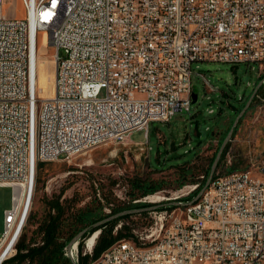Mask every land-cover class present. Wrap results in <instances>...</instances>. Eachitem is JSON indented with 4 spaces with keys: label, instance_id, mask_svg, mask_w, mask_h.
I'll return each mask as SVG.
<instances>
[{
    "label": "built area",
    "instance_id": "obj_1",
    "mask_svg": "<svg viewBox=\"0 0 264 264\" xmlns=\"http://www.w3.org/2000/svg\"><path fill=\"white\" fill-rule=\"evenodd\" d=\"M6 1L0 0V187L13 189V202L0 264L16 255L28 218L25 209L16 231L18 218L9 228L16 188L34 192L41 163L123 142L152 122L191 112L196 62L264 65V0H22L24 19H6ZM40 31L54 50L48 98L34 81ZM252 164L258 172L217 174L199 199L202 208L167 209L146 236L150 242L123 238L122 248L100 255L101 264H258L264 159ZM198 187L186 186L187 195L174 199ZM73 249L65 255L80 264L78 244Z\"/></svg>",
    "mask_w": 264,
    "mask_h": 264
},
{
    "label": "rangeland",
    "instance_id": "obj_2",
    "mask_svg": "<svg viewBox=\"0 0 264 264\" xmlns=\"http://www.w3.org/2000/svg\"><path fill=\"white\" fill-rule=\"evenodd\" d=\"M3 15L6 19L26 18L23 1L7 0ZM37 55L39 93L42 97H48L54 93L55 76L54 50L49 44L48 32L40 31L38 34ZM192 69V83L198 100L192 104L191 112H179L169 122H152L148 130L136 131L123 142L109 141L82 154L40 164L32 204L23 229L27 240L36 233L38 221L45 215V197L62 195V200L82 207L96 196L101 199V193L106 192L112 200V206L127 204L131 199V182L144 179L165 184L163 190L153 194L165 199L158 202L147 200L145 203H164L168 208L173 206L172 202L179 200L174 197L187 195L185 187L193 184L192 181L201 182L204 187L209 176L206 171L210 160L219 147L218 137L224 130L231 129L236 119L230 112L253 93L259 77L264 84V65L203 61L194 63ZM213 130L218 136L209 139ZM262 159L264 86L259 88L250 108L237 125L229 142L228 153L214 177L230 170L246 169ZM184 165L192 168V172L186 175L180 172ZM183 180L190 183L180 187ZM12 195L11 187H0V236L5 229V211L12 206ZM142 200L136 202H144ZM188 202L191 201L184 203ZM110 208L106 207L107 213H110ZM173 209H168L169 213ZM166 210L132 214L117 223L114 233L125 225L131 229L132 235L123 238L138 241L142 236L144 242H150L151 239L146 236ZM86 240L82 243L83 252H89ZM9 260L5 264H12Z\"/></svg>",
    "mask_w": 264,
    "mask_h": 264
},
{
    "label": "trees",
    "instance_id": "obj_3",
    "mask_svg": "<svg viewBox=\"0 0 264 264\" xmlns=\"http://www.w3.org/2000/svg\"><path fill=\"white\" fill-rule=\"evenodd\" d=\"M262 80L263 79L259 77L257 84H255V87H257ZM263 86L264 84L261 86V88ZM251 95L248 96L247 100L242 105H239L237 108H233V112H230L233 118H236L238 116V114L244 108ZM229 131L230 128L224 130V132L219 135V147L215 152L216 154L220 148V145L228 135ZM216 136L218 135L217 133H214L213 130L210 134L209 139H216ZM228 148L229 143L226 146L225 151L223 152L222 158L218 165V169L221 167L222 160L228 153ZM216 154L214 155L213 159L210 160L208 170L206 171L207 174L210 173L209 170L211 167V163L215 159ZM188 162H186V164ZM251 165L249 167H251ZM180 172H184V174L186 175L192 172V168L188 167L187 165H184L180 169ZM187 182L190 183V181L188 180H183L179 184L180 187H183ZM191 183L199 184L198 189L192 194H190L188 197L181 198L178 201H192L203 188L201 182L192 181ZM164 185V182L135 179L131 182L130 201L127 204L113 206L112 200L109 198V195H107L106 192L101 193V199L96 196L94 200L88 202L87 204H85V206L82 207H77L75 204H72L69 200H62V195L45 197V215L41 220L38 221L37 229L35 230L36 233H34V235L29 240H27L26 232L23 231L17 244V253L14 258L9 260V263L73 264L72 260L65 255V249L67 248L69 242L78 233H80L86 227L92 226L94 223L118 212L150 206V203L136 201L142 200L143 198L149 195H153L156 192L163 190ZM106 207H111L110 213L106 212ZM175 207L176 206H170L167 208L165 205L160 209H171ZM33 217L34 214L29 217L30 220H32ZM129 217L130 215L123 216L121 218L108 222L100 227L101 233L99 234L96 244L94 246L93 255L91 259H89L91 256L90 254L83 255L82 243L96 230L91 229L89 233L86 234L78 243V249L80 253V264H89V262H91L92 260L99 258L100 255L116 241L122 239L123 237L131 236V229L125 225H122V228L119 229L116 234L114 233V228L117 223L119 221L126 220Z\"/></svg>",
    "mask_w": 264,
    "mask_h": 264
},
{
    "label": "water",
    "instance_id": "obj_4",
    "mask_svg": "<svg viewBox=\"0 0 264 264\" xmlns=\"http://www.w3.org/2000/svg\"><path fill=\"white\" fill-rule=\"evenodd\" d=\"M263 81H261L258 86L256 87V89L253 91L252 95L250 96L249 100L247 101L246 105L244 106V108L241 110V112L238 114V116L236 117L234 123H233V126L232 128L230 129L228 135L226 136V138L224 139V141L222 142L217 154H216V157L211 165V168H210V173H209V176H208V179L204 185V187L201 189V191L198 193V195L190 202V203H182L180 201H174L172 202L171 204L173 206H181V205H189V204H192L193 202H196L197 200L200 199V197L202 196V194L204 193V191L207 189V187L210 185L212 179L214 178V175H215V172L217 171L218 169V165H219V162L222 158V155H223V152L225 151V148L226 146L228 145V143L231 141L232 139V136H233V133L237 127V125L239 124V121L242 119V117L245 115V113L248 111V109L250 108L254 98L256 97L258 91H259V88L261 87V85L263 84L262 83ZM192 99H193V103H195L197 100H198V95L195 93V91L193 92L192 94ZM163 206H165V204H153V205H150V206H147V207H141V208H136V209H130V210H124V211H121V212H118L116 214H113L107 218H104L96 223H94L92 226H89V227H86L85 229H83L80 233H78L70 242L69 244L67 245V249L69 251H71L73 249V247L75 245H77L79 243V241L86 235L89 233V231L91 229H96L93 233L95 234L96 232L100 234V227L102 225H105L106 223L108 222H111L113 220H116L118 218H121L123 216H126V215H132V214H139V213H143V212H146V211H154V210H158L160 208H162ZM27 212V208H26V211H25V214ZM25 214H24V217L23 219L25 218ZM23 222V220H22Z\"/></svg>",
    "mask_w": 264,
    "mask_h": 264
},
{
    "label": "bare ground",
    "instance_id": "obj_5",
    "mask_svg": "<svg viewBox=\"0 0 264 264\" xmlns=\"http://www.w3.org/2000/svg\"><path fill=\"white\" fill-rule=\"evenodd\" d=\"M41 72V71H40ZM35 89L39 91V67H38V58H37V63H36V70H35ZM54 94V93H53ZM50 95L48 97H52L53 96ZM48 97H43V98H48ZM116 142V141H115ZM259 171V164H252L251 167L248 168V172H258ZM33 189H30V187L25 186V185H19L16 188V193H15V208L14 211L12 212L11 216L8 219V225L9 228H12L13 224L15 223L16 218L17 219V223L16 225H14V232L16 231L18 225L21 222L22 216L24 214V210L27 208V215L29 213L31 204H32V200H33ZM165 199L164 197L161 196H153L150 197V201L152 202H158ZM191 208H202V200H197L196 202H193L191 204ZM13 232V235H14ZM99 236V233H95V234H91L87 240H86V245H87V250L91 251L94 249V246L96 244L97 238ZM124 246V239L112 244L109 248H108V252H115L116 248H122ZM74 252H75V248H74ZM264 262V257L260 258L258 261V264H263ZM89 264H101V258H96L95 260H92L91 262H89Z\"/></svg>",
    "mask_w": 264,
    "mask_h": 264
},
{
    "label": "snow or ice",
    "instance_id": "obj_6",
    "mask_svg": "<svg viewBox=\"0 0 264 264\" xmlns=\"http://www.w3.org/2000/svg\"><path fill=\"white\" fill-rule=\"evenodd\" d=\"M56 0H53V3L55 4Z\"/></svg>",
    "mask_w": 264,
    "mask_h": 264
},
{
    "label": "crops",
    "instance_id": "obj_7",
    "mask_svg": "<svg viewBox=\"0 0 264 264\" xmlns=\"http://www.w3.org/2000/svg\"><path fill=\"white\" fill-rule=\"evenodd\" d=\"M11 208V207H10ZM10 208H8V209H10ZM8 209H6V210H8Z\"/></svg>",
    "mask_w": 264,
    "mask_h": 264
}]
</instances>
